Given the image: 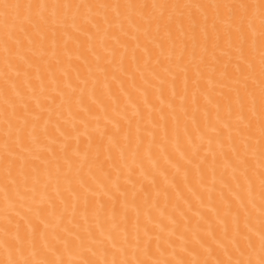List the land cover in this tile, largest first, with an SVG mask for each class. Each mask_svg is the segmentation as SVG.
<instances>
[{"label": "bare ground", "instance_id": "6f19581e", "mask_svg": "<svg viewBox=\"0 0 264 264\" xmlns=\"http://www.w3.org/2000/svg\"><path fill=\"white\" fill-rule=\"evenodd\" d=\"M259 3L0 0V264L258 259Z\"/></svg>", "mask_w": 264, "mask_h": 264}, {"label": "snow or ice", "instance_id": "6c2138e0", "mask_svg": "<svg viewBox=\"0 0 264 264\" xmlns=\"http://www.w3.org/2000/svg\"><path fill=\"white\" fill-rule=\"evenodd\" d=\"M9 5H4L5 8H7ZM16 7H19V5H16ZM29 7L31 8L32 5H29ZM57 11H59V9L62 7L61 5H56L55 6ZM63 7H71V5H65ZM119 7V5L117 6ZM132 7H136V5H132ZM144 7H147V5H145ZM217 7H221L220 5H217ZM225 7H227L225 5ZM233 9V14L235 15H239V12L237 11V7H239L240 9H244V16L241 17V19H247L248 18V13L249 10L253 7L252 5L249 4H240L239 6L236 5H232L231 6ZM257 9V14L259 17V37H258V43H259V47L262 49L261 51V57H260V72H261V84L264 85V0H260V3L258 5L255 6ZM45 22L44 19H42L40 21V23ZM254 27V25H253ZM240 33L242 35L245 36V43L247 42V35L245 34L244 28H243V24H241L240 27ZM241 55L243 56V58L245 60L248 59L247 56L244 55V50L243 48H241ZM255 66L253 65V70H254ZM261 105L262 108H264V88H262L261 91ZM14 113H15V109H13ZM261 137L262 139H264V125L261 126ZM262 152H264V146H262ZM261 176L264 177V173H261ZM261 187H262V198H264V179L261 180ZM25 195H27V193H25ZM261 210H262V218H261V228L259 231V250H258V259L253 260L251 258L245 260V259H238L236 261H233L231 259L228 260H224V259H219L216 261V264H264V204H261ZM39 229V225H35L34 226V231ZM242 230L239 229V226L237 225V234L235 236H233V240L235 241V243L237 245H239V247L243 248L244 245L241 242L239 233ZM230 233L226 231V235H229ZM245 239H247L248 241V245L249 247H251L253 249V251L256 250L255 245H256V241L251 237H245ZM103 242H101L102 244ZM5 244L7 245L8 248V259L7 261L4 262V264H64L63 261L61 260H57V259H44V260H36L34 258H29L27 256L24 255V252L26 251V248L24 246V243L21 242L20 246L17 247L15 242H11V241H5ZM75 242H69V246H74ZM82 246V245H81ZM34 247V245H33ZM239 250V248L237 249ZM248 249L245 248V251H247ZM57 251H59V249H57ZM243 255V253H241V256ZM83 264H99L98 261H94L91 259L85 260L83 261ZM105 264H108L107 261H105ZM112 264H131L130 261H113ZM137 264H147L146 261H138ZM158 264H161V262H158ZM162 264H174L173 261H164L162 262ZM175 264H192V262L190 261H177L175 262ZM195 264H212L211 261L205 260V261H196Z\"/></svg>", "mask_w": 264, "mask_h": 264}]
</instances>
